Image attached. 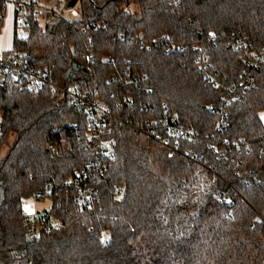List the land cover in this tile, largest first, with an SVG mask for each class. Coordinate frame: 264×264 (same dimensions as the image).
Segmentation results:
<instances>
[{"label": "trees", "instance_id": "trees-1", "mask_svg": "<svg viewBox=\"0 0 264 264\" xmlns=\"http://www.w3.org/2000/svg\"><path fill=\"white\" fill-rule=\"evenodd\" d=\"M22 3L12 49L105 101L115 145L89 149V114L51 86L1 80L0 153L14 138L0 158V264H264V0H78L79 18L47 11L44 24ZM243 73L252 86L232 90ZM32 197L51 200L48 233L23 216Z\"/></svg>", "mask_w": 264, "mask_h": 264}, {"label": "built area", "instance_id": "built-area-1", "mask_svg": "<svg viewBox=\"0 0 264 264\" xmlns=\"http://www.w3.org/2000/svg\"><path fill=\"white\" fill-rule=\"evenodd\" d=\"M16 10L23 13L25 10L23 4L18 3ZM18 19L21 20L22 15H20ZM47 20L51 21L52 19L48 18ZM163 38H168V35L165 34ZM169 50L172 49L170 48ZM107 60H111L110 57H107ZM203 69L209 80L212 81L215 86L219 88H226L223 77L221 78L216 76L215 73L210 72L207 68ZM243 74L244 76L240 83L238 85H234L232 90L237 87L244 89L252 86V83L246 77V74ZM5 76H11L16 83H19L32 91H38L44 86L49 85L52 87L53 91L60 92L61 95L66 97L73 106L89 114L87 122L89 132L87 147L89 149L97 147L101 154L112 157L114 156L112 152L115 145L114 141L112 139L104 138L107 117L111 115L110 107L105 101L92 97L88 92L82 90L77 83L70 82L68 84H59L53 82L49 69H43L41 66L33 64L26 57L25 52L19 49L0 51V82ZM115 79V74H111L106 81L111 83ZM232 90L229 89V92H232ZM171 119L174 120L175 116L171 115ZM216 127L221 134V132H223V126H221L219 121L216 123ZM135 129L137 131L139 130L138 127H135ZM1 130L2 126L0 123V132ZM171 131H173L176 135L186 138H192L196 135L190 125L181 123H173L171 125ZM216 141L217 144L221 142L227 144L229 142L226 138L222 139L220 135H218ZM223 152L224 151L222 149V153ZM236 173L239 174L240 171L237 170ZM85 198L89 201L91 199L90 193H85ZM87 205L88 207L91 206L90 203ZM22 213L28 225L32 227V230L35 231L36 234H41L43 232L48 233L56 225V221L47 212L31 216L29 212L24 209ZM252 227H255V224H252Z\"/></svg>", "mask_w": 264, "mask_h": 264}, {"label": "rangeland", "instance_id": "rangeland-1", "mask_svg": "<svg viewBox=\"0 0 264 264\" xmlns=\"http://www.w3.org/2000/svg\"><path fill=\"white\" fill-rule=\"evenodd\" d=\"M9 3V8L7 7L6 12L7 16L4 18V24L5 21H7L6 17H9L10 14H12V4L14 3H31L35 2V10L40 13L39 18L41 23H45L47 18L43 17L42 13L47 11H54L53 18H56V16L63 15L65 18L73 20L77 19L80 16V11L77 6H74L72 8L67 9L66 5L68 3L67 0H7ZM7 4V5H8ZM23 4V3H22ZM2 116V112L0 111V118ZM14 135L11 136L8 139V143L4 145L3 149L0 153V158L5 156L6 152L9 149V145L13 141ZM51 206V200L50 199H43V200H37L36 198H29L25 201V209L29 212L31 216L38 215L44 213V211Z\"/></svg>", "mask_w": 264, "mask_h": 264}, {"label": "crops", "instance_id": "crops-1", "mask_svg": "<svg viewBox=\"0 0 264 264\" xmlns=\"http://www.w3.org/2000/svg\"><path fill=\"white\" fill-rule=\"evenodd\" d=\"M6 4L9 2L6 0ZM18 3L12 4V14L9 15L7 18V21L4 19L3 23L0 24V51H6L10 50L14 46V31H15V19H16V8ZM9 8V4L7 5ZM6 7V9H7ZM7 16V12H6Z\"/></svg>", "mask_w": 264, "mask_h": 264}, {"label": "water", "instance_id": "water-1", "mask_svg": "<svg viewBox=\"0 0 264 264\" xmlns=\"http://www.w3.org/2000/svg\"><path fill=\"white\" fill-rule=\"evenodd\" d=\"M78 3V0H68V3L66 5V8L69 9V8H72L74 6H76V4ZM61 17H58L57 20H56V25H58V23L61 21ZM83 66L82 65H79V63L76 61L74 62V69L75 70H79L81 69ZM27 239L29 240L30 239V235L27 234Z\"/></svg>", "mask_w": 264, "mask_h": 264}, {"label": "snow or ice", "instance_id": "snow-or-ice-1", "mask_svg": "<svg viewBox=\"0 0 264 264\" xmlns=\"http://www.w3.org/2000/svg\"><path fill=\"white\" fill-rule=\"evenodd\" d=\"M212 35H214V34H212Z\"/></svg>", "mask_w": 264, "mask_h": 264}]
</instances>
